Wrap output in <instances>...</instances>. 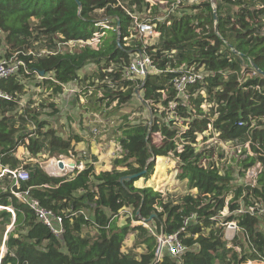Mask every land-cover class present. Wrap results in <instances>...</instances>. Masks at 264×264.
Listing matches in <instances>:
<instances>
[{
    "label": "trees",
    "instance_id": "obj_1",
    "mask_svg": "<svg viewBox=\"0 0 264 264\" xmlns=\"http://www.w3.org/2000/svg\"><path fill=\"white\" fill-rule=\"evenodd\" d=\"M188 1L185 0L189 10L182 16L171 15V25L163 24L162 36L148 47L161 69L168 64L176 69L183 63H196L204 65L209 73L207 101L213 105L203 108L204 97L198 93L190 99L192 109L179 108L188 124L180 153L174 139L176 126L172 129L165 123H155L152 131L162 130L165 139L154 143L149 128L132 123L127 114L119 119L117 127L125 152L115 158L112 170L97 173L94 164L88 163L73 176H52L39 163L20 157V146L27 148L29 157L38 158L44 152L66 153L70 141L58 136L53 128L42 131L46 121H39V112L30 103L23 113L19 111L18 99L26 93L19 75L0 80V89L13 96L0 97V168H27L30 178L21 183L20 189L28 190L44 207L61 214L65 226L64 232L56 236L12 192L16 187L9 177L1 176L0 206L4 208H0V244L7 236L3 264H246L264 260V0H215V9L212 0ZM121 4H136L139 11L149 5L146 0H0V32L4 34L0 46H5L0 58L17 55L31 71L54 72L62 83L74 79L89 61L128 60L141 41L124 46L122 39L129 35L132 20ZM104 18L120 23L121 40L115 31H109L110 36L103 38L97 48L40 56L22 53L35 48L37 40L49 44L58 34L65 39L88 38L96 29L95 23ZM173 49L176 54L169 57L165 52ZM180 73L148 75L143 85L146 98L158 100L163 89L173 95L171 81ZM133 84L125 82L128 89L121 92L120 102L111 106L112 110L105 109L116 97L113 90L101 99L91 98L87 108L102 110L105 116L116 112L131 97ZM61 89L57 85L54 94ZM91 102L95 105L91 106ZM33 123L35 134L28 132ZM209 124L220 132V141L241 145L238 156L225 162L228 159L220 141L201 150L191 144H196L198 133L207 130ZM171 151L180 158V178L196 191L165 197L153 186L136 187L137 178L120 181L144 169V177L149 176L156 163L154 157L167 156ZM204 158L207 165L203 164ZM257 164L261 167L254 184H233V165L246 174ZM255 203L260 207L254 211H236ZM125 206L135 213L140 211L139 215L146 219L155 213L150 222L156 232H178L184 251L178 257L166 252L157 260L155 234L142 224L118 223L117 215ZM7 207L14 208L15 217ZM226 207L229 212L223 216ZM192 215L194 219L185 225V219ZM233 220L238 227L229 244L221 222ZM9 225L12 227L7 232ZM87 227H96V234L85 232ZM131 232H136L135 247L143 246L141 252L123 249Z\"/></svg>",
    "mask_w": 264,
    "mask_h": 264
},
{
    "label": "built area",
    "instance_id": "obj_2",
    "mask_svg": "<svg viewBox=\"0 0 264 264\" xmlns=\"http://www.w3.org/2000/svg\"><path fill=\"white\" fill-rule=\"evenodd\" d=\"M146 1L149 3V5L144 7L141 11L138 10V6L136 4L132 6L121 4V7L126 10L132 20L129 26V35L124 36L122 39V41H124V46L131 45L134 40L141 41V44H137L136 48L129 53L128 60L122 59L121 61H111L109 63L105 61L100 63L89 61L78 70L77 76L74 79L69 82L62 83L56 78L54 72L41 74V72L31 71L25 60L21 57H18L17 55L10 58L3 56L0 58V80L11 75H19L21 83L25 86V92H27V89L31 88V85L28 82L30 77L26 76L29 74L33 76L35 80L34 85L36 88L41 92L45 91V93L48 95H53L56 86L60 85L62 87L61 91L55 94H57L58 102H62L61 108L65 110L72 108L71 111L78 116L77 126L80 127L83 125L89 127L94 137L99 135L101 128L106 123V120L108 122H113V118H108V116L105 118V115H103L101 112L102 110L91 111L88 109L87 107L90 105V99H101L105 97V94L108 90L117 92L112 104L105 109L109 110L112 108L111 106H115L120 102L121 92H125L128 89L127 85H125V82H132V84L134 83V88L131 97L121 104V106L126 104L133 106L130 113H127L129 114V118L132 120V123H142L147 126L149 128V136L152 137V141L154 143H160L165 139V135L163 134L162 130L158 129L156 131H152V127L155 123H158L159 125L165 123L172 129H174L176 126V134L174 136V139H176L177 143L176 151L179 153L182 152L185 142V139L182 136L185 130L188 129V124H185V118H183V116L180 114L179 108L181 106L191 107L190 99L192 96L198 95V93H201L204 97V102L202 103L203 108L208 109L213 105V102L207 101V76L209 73L205 69L204 65L196 63L191 65L183 63L176 69L170 64H168L164 69L158 67L152 58V55L149 53L148 47L156 43L162 36L163 24L171 25V15L182 16L189 10V7H186L185 0ZM193 1L194 0H189L188 3H193ZM212 6L214 9L216 8L215 0H212ZM155 7H157V9ZM115 20L116 19L114 18H104L97 21L95 23L96 29L88 38L65 39L62 35L58 34L52 37L49 44L46 40L40 39L36 41L35 48L29 49L27 52L23 51L22 53L40 56L58 53H75L85 47L97 48L101 44L103 38L107 37V35H110L109 31H115L119 35L120 39V23L116 22ZM261 32L264 33L262 28ZM165 53L169 57H174L176 50L173 49L172 51H166ZM175 71L181 73L172 78L171 82L174 88L173 95L170 94L166 89H163L160 91L161 96L158 100L146 98L143 85L148 75ZM45 80H49L50 83H46ZM30 82L33 81L31 80ZM194 86H198V88L192 91L191 88ZM24 94L18 99L19 111L21 113L25 111L29 104L28 98H26ZM0 97L7 99L13 98L11 94L3 92L1 89ZM108 99L109 97L105 98V100ZM29 102L32 108L39 110L37 102ZM93 105H95L94 102H91V106ZM47 109L50 112L53 111L50 108ZM51 118H53V116ZM31 126V133L35 134L36 125L33 123ZM117 130L118 131L115 133L120 135V130ZM78 131L81 134L86 132V130L82 131L79 128ZM58 133L59 132H56L58 136H61ZM206 133H209L215 139L208 142V137L205 136ZM118 136L112 140H109L111 141L109 145L111 146L112 144V147H106V144L102 143L105 141H98L97 139H95V141L96 143L98 142L99 145L101 144L100 146L104 147L105 149L107 148L108 150H111L112 148L111 158L121 157L125 152V149L118 139ZM61 137L64 140H69L66 139L63 134ZM68 138L71 137L68 136ZM219 141L220 132L214 131L212 124H209V128L207 130L198 133L196 144H191L194 145L197 150H201L204 148V146L210 147L213 144L217 145L216 143ZM218 144L223 150H225V154L228 159L225 162H229L230 158H232L229 157V154L231 155L232 153L226 149V146H230L231 144L224 141H220ZM71 145L72 142L70 143L68 151L63 153L64 155L61 153L58 156L44 161V168L47 170L46 172H48V174L52 176H73L83 170L88 163H92L95 166L96 159L87 147H78L77 144L73 143L76 148H72ZM23 147L24 152L21 153L20 157L28 161L33 160L32 156L29 157V151L27 148L24 145ZM236 147L238 149L235 151V153H240L241 145ZM40 155L45 156V154L39 153L38 158ZM161 157L166 161L174 158V168L176 169L173 172L174 177L177 173L179 174V172H182L180 167V158L176 156L173 151L169 152L167 156ZM158 159L159 158L156 157L155 160ZM66 160H69L72 163L66 164ZM60 162L63 163V167L60 166ZM222 163H224V161H222ZM203 164L207 165L206 158L203 159ZM260 167V164H257L256 166L250 168L247 173H250L251 169L260 170ZM220 172L223 173L222 168ZM3 175H7L9 177L10 181L13 183L12 186L16 187L12 188V192L21 201L33 209L37 219L43 224L47 225L56 236H60L65 230L62 215L55 213L52 209L44 207L37 198L29 195L28 190L20 189L21 183L29 180L30 178L29 170L23 166L16 168H0V177ZM159 191L163 193L162 189ZM259 207L260 206L255 203L250 204L246 209L241 206L236 211L238 213H241L245 210L254 211ZM7 209L12 213L13 217H15L16 214L14 208L7 207ZM262 211L263 209H260V212ZM228 212L229 210L226 207L222 211V215L224 216ZM117 217L118 219H126L125 224L127 222H130L131 225L142 224L147 227L151 233L156 235L157 260H161L166 252L174 257H178L185 249V246L179 239L178 232L167 234L161 231L160 233H157L151 222L146 218L141 217L138 212L135 213L131 207H123L119 211ZM192 219H194V215L187 217L184 221V224L187 225ZM221 224L224 226L226 238L229 240V244H231L238 227L237 221H222ZM231 230L233 236L228 237L227 233ZM237 249H239V247H237ZM6 252L7 250L5 245H3L0 249V264H3V258ZM259 261L264 264V260ZM251 262L252 261H248L246 264H253Z\"/></svg>",
    "mask_w": 264,
    "mask_h": 264
},
{
    "label": "rangeland",
    "instance_id": "obj_3",
    "mask_svg": "<svg viewBox=\"0 0 264 264\" xmlns=\"http://www.w3.org/2000/svg\"><path fill=\"white\" fill-rule=\"evenodd\" d=\"M108 36H110V35H107V37ZM0 38H4V34L2 32H0ZM4 49H5V46L1 45L0 46V54L1 55H4ZM31 80L33 82H30ZM34 81H35L34 78H30L28 80L29 84L31 85V88L27 89V92H26V94H24V96L26 98H28V103H30L29 101L38 103V107H39V110H37L39 112V114H38L39 118L38 119H39V121H43V122L46 121L45 126L42 127V131H46L48 128H53V129H55L56 132H59L58 134H60L61 136L63 134L66 139H69L67 141H70V143L72 142V145L74 143V144H77V146H78L79 141H81L82 139L86 141L90 138L91 140L94 139L93 142L95 141V139H97L98 141L102 140V141L108 142L109 140H112L113 138L117 137L119 134L115 133V132L118 131L117 127L120 123L119 119H122L123 115H127V113H130V111L133 108L132 105L126 104V105L121 106L114 113L109 112V114H107V116H108V118H111V119L113 118V122L109 121L110 122L109 123L106 120V123L101 128L99 135L94 137V135L91 133V130L89 127H86L83 125H81L80 127L77 126L78 116L71 111L72 108L67 109V110L61 108L62 102L61 101L58 102L57 94L48 95L47 93H45V91L44 92L39 91V89H37L36 86L34 85ZM54 100H56V101H54ZM35 107H37V106H35ZM47 108H50L53 111L50 112V111H48ZM112 109L113 108H111L107 111H110ZM70 111H71V113H70ZM52 116H53V118H51ZM105 118H106V116H105ZM78 128L82 131L86 130V132L81 134L78 131ZM30 129L32 130V126H30ZM30 129L28 130V132L30 131ZM68 136L71 138H68ZM205 136L208 137V139H207L208 142L215 139L209 133H206ZM72 145H71L72 148H76L75 145H73V146ZM227 146H226V149L230 153H232L231 155L229 154V157H234V156L239 155L238 153H235V151H237V149H238V148H236L237 144H231L230 145L231 147L229 145H227ZM90 148H91V143L88 146L89 151H90ZM240 150L242 151V148ZM27 154H28V152H27ZM43 154H45V156L40 155L39 158H33V160H31V163H33V164L40 163V165L44 168L43 163L45 160L60 155L57 153L52 155V154H49L48 152H44ZM160 157H158V158H160ZM173 159H171L169 161H166L164 158L161 160H159V159L156 160L153 172L149 176L142 177V178L138 179L137 181H135L134 185L136 187L153 186L156 190L162 189L165 197L167 195L182 196L186 192L194 191V188H192L188 184L187 180L180 178L179 174L181 172H179V174L178 173L176 174V176H175L176 181L173 184H169V185L166 184L167 179H169V177H171V175L173 174L174 170H176L174 168L175 163L173 162ZM114 160H115V158L111 159V161H112L111 165L112 164L113 165L110 166V169H113L115 167ZM233 166L235 167L234 168L235 169L234 170L235 171L234 172V180H233L234 185H238L241 183L243 184L246 182L254 184L256 182L257 175L260 172L259 169H256V170L251 169L250 173L242 174V173L238 172L239 171L238 166H236V165H233ZM95 168H96L97 173L101 172V167L95 166ZM119 168H122V167H119ZM117 220H118V223L120 224V222H121L122 225L125 224V222H126V219H122V218L117 219ZM135 225H138V224H135ZM135 225H132V226H135ZM85 232H89L91 235H94V234H96V227L95 228L94 227H87V228H85ZM132 234H134V236ZM227 234H228V237H232L233 236L232 230L228 231ZM136 238H137L136 232L129 233L128 238H126L127 240L125 241V244H124L125 248H123V249L125 251L141 252L143 250V246L138 245L135 247ZM5 239L6 238L4 236L3 242L0 244V249L3 245H5L4 244ZM5 248L7 250L6 245H5ZM251 263L262 264L259 260H253Z\"/></svg>",
    "mask_w": 264,
    "mask_h": 264
},
{
    "label": "crops",
    "instance_id": "obj_4",
    "mask_svg": "<svg viewBox=\"0 0 264 264\" xmlns=\"http://www.w3.org/2000/svg\"><path fill=\"white\" fill-rule=\"evenodd\" d=\"M110 142L111 141L102 142V143L106 144V147H112V144H111V146L109 145ZM90 143H91L90 151H92L91 153L93 154L94 157H96L95 158L96 159L95 160V166L101 167V171L112 170V169H110V166L113 165V164L111 165V162H112L111 161V159H112L111 158V156H112V154H111L112 148H111V150H108L107 148L105 149L104 147L100 146L101 144L99 145L98 142L96 143V141L93 142V140H91L90 138L88 140H86V141L83 140V139L81 141H79L78 147H82V148L83 147H87L88 148ZM19 152H20V154L24 152V147L23 146H20ZM26 161L28 162V160H26ZM68 161L69 160H66V162H68ZM175 181L176 180H175L174 174H172L171 177H169V179H167V181H166L167 183L166 184H168V185L169 184H173ZM194 191H196V190L194 189ZM120 224H121V222H120ZM9 227H10V225L7 228H9ZM132 235L134 236V234H132ZM6 237L7 236L5 235V238ZM127 238H128V236H127ZM124 248H125V246H124Z\"/></svg>",
    "mask_w": 264,
    "mask_h": 264
},
{
    "label": "water",
    "instance_id": "obj_5",
    "mask_svg": "<svg viewBox=\"0 0 264 264\" xmlns=\"http://www.w3.org/2000/svg\"><path fill=\"white\" fill-rule=\"evenodd\" d=\"M215 16H216V13H215ZM41 74H44V72H41ZM154 159H156V158L154 157ZM60 166L63 167V163L62 162H60ZM146 173H147V169H144V170H142L140 172H137V173H132V174H129V175H125V176H123V177L120 178V181L122 183H124L125 181H131V180L136 179V178L137 179H140V178L144 177V175ZM0 208H4V207H1L0 206ZM139 212L140 211H138V213ZM154 217H156V214L155 213L152 214L147 220L148 221H151V220H153ZM14 220H15V218H14ZM11 227H12V225L8 228L7 232L10 230Z\"/></svg>",
    "mask_w": 264,
    "mask_h": 264
},
{
    "label": "bare ground",
    "instance_id": "obj_6",
    "mask_svg": "<svg viewBox=\"0 0 264 264\" xmlns=\"http://www.w3.org/2000/svg\"><path fill=\"white\" fill-rule=\"evenodd\" d=\"M71 163H72L71 161L66 162V164H71Z\"/></svg>",
    "mask_w": 264,
    "mask_h": 264
}]
</instances>
